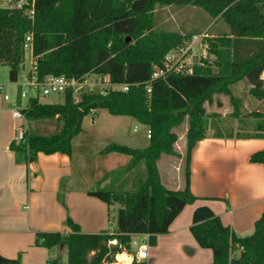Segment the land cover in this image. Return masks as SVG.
Instances as JSON below:
<instances>
[{
    "label": "trees",
    "instance_id": "trees-1",
    "mask_svg": "<svg viewBox=\"0 0 264 264\" xmlns=\"http://www.w3.org/2000/svg\"><path fill=\"white\" fill-rule=\"evenodd\" d=\"M33 18L25 15L31 0L23 9L0 7V66L9 68L10 82H17L25 63L24 43L31 37V53L36 62L35 76L81 79L86 75L108 77L113 85H126V91L106 89L102 93H82L75 101L71 89L63 102L41 103L30 98L21 112L26 120L56 119L60 129L51 136H37L25 131L23 141L11 142L9 148L25 163L34 162L38 154L71 155L72 140L82 129L89 113L105 109L110 115L132 118L149 131L146 147L132 148L109 144L100 154L116 153L129 157L126 166L104 176L110 190L96 188L87 194L108 207L118 205L115 229L96 234H82L70 218V233L39 232L35 245L65 252L66 264H112L114 256L128 251L133 235H147L149 244L168 232L170 224L183 208L197 198L190 191V156L197 142L207 136L209 123L204 104L216 94H223L234 104L232 117H242L239 99L231 86L246 82L249 94L264 99V0H32ZM197 7L210 19H220L229 34L204 37L207 55L192 65L191 75L170 74L151 81L155 67L164 57L182 48L190 35L167 31L156 25L158 8ZM200 81L201 88L188 91L190 81ZM151 85L147 95L145 86ZM180 89L185 90L179 99ZM252 131L223 133L214 125L213 137L264 139V114H247ZM187 119L183 187L173 191L161 183L157 161L161 155H176L178 136L173 131ZM241 120V119H239ZM250 163L264 165V150L253 153ZM131 175L132 191L115 186ZM201 248L210 249L209 264H264V212L255 221L253 233L238 238L224 226L209 208L196 207L189 228ZM116 240L115 246L108 242ZM237 258L231 254L238 250ZM0 264H19V259L0 255ZM49 264H63L57 257ZM132 264H145L144 262Z\"/></svg>",
    "mask_w": 264,
    "mask_h": 264
},
{
    "label": "crops",
    "instance_id": "crops-1",
    "mask_svg": "<svg viewBox=\"0 0 264 264\" xmlns=\"http://www.w3.org/2000/svg\"><path fill=\"white\" fill-rule=\"evenodd\" d=\"M189 7L195 12V7ZM184 8L164 7L159 10L171 9L172 12H179ZM219 20L209 19L200 28L190 27V34L196 36L198 33L210 31ZM189 23L186 25H190ZM177 29L183 33V29ZM221 34H229V31L221 28L204 35L214 37ZM29 69L30 65L27 70L22 69L21 80L28 74ZM18 80L15 84L20 85L21 80ZM10 105L0 94V255L7 259L18 258L19 264H49L57 257L66 264L64 251L36 246L35 234L70 233L71 230L66 225L67 218L79 227L82 234L113 231L109 226V216L114 210L117 212L119 206L108 207L87 194L92 191L90 187L73 184L72 155L73 140L76 137L71 142L70 156L59 153L38 154L37 159L31 163L19 159L9 148L14 141L15 128L20 123L13 119ZM146 129L148 131L147 127ZM212 135L207 134L191 151L190 191L197 199L183 208L166 234L156 236L154 243L149 244L145 264L212 262V251L199 247L189 230L196 207L209 208L238 238L251 235L255 221L264 212V165L249 161L253 153L264 150V139L215 138ZM146 139L148 140L147 132ZM111 154L113 153L105 154L104 157L111 158ZM177 154L181 162L182 150ZM128 162L129 159L124 165L117 168L111 166L101 173L100 180L96 181L98 186L110 187V180L104 179V176L126 166ZM158 172L166 189L177 191L183 187L180 167L175 177L171 173L167 174L166 183L159 169ZM131 178V175H127L115 186H124L126 180L131 185ZM145 236L131 237L130 248L123 253L131 259V264ZM238 255L237 250L231 254V258H237Z\"/></svg>",
    "mask_w": 264,
    "mask_h": 264
},
{
    "label": "rangeland",
    "instance_id": "rangeland-1",
    "mask_svg": "<svg viewBox=\"0 0 264 264\" xmlns=\"http://www.w3.org/2000/svg\"><path fill=\"white\" fill-rule=\"evenodd\" d=\"M28 2V0H0V7L12 8L15 7L17 2ZM22 2V3H23ZM156 10V25L158 28L178 32L177 28L183 29L182 34L190 35L191 39L186 42L182 48L192 45V51L189 52L190 64L191 66L198 62L199 59L212 60V56L207 55V50L204 45L203 39L204 34L216 31L217 29L224 28L226 32L229 31V27L222 21L219 20L218 23L213 27L212 30L206 31L205 33L198 35L190 34L191 28L202 27L207 20L210 19L208 14H206L202 9L195 7V12L191 10L190 7H186L179 12H172L171 9L167 10ZM167 19V20H166ZM170 19V20H169ZM169 21V22H168ZM190 22V25H186ZM180 33V32H179ZM29 62V52H25V63L24 70H27ZM9 68L7 66H0V83L3 85V91L5 93H12L11 102H17L20 107L24 108L27 105L26 100L20 99L21 86L10 82L9 80ZM23 71L19 73L18 81ZM91 75V74H90ZM185 76V75H183ZM96 75L92 74L88 80L93 81ZM108 79L105 76V84L108 89H113L106 82ZM22 81V80H21ZM264 82V81H263ZM187 89L190 92L198 90L201 88L200 81H190L187 83ZM105 86L99 87L95 86L92 89L86 88L87 93L98 94L105 91L107 88ZM121 86L115 85L114 90H120ZM84 90L79 91L74 94L75 101L80 99ZM185 90L180 89L179 99L184 96ZM231 93L233 98L239 99V110L242 117L236 119L232 117L234 111V104L231 102L230 98L223 94H216L212 98L210 104L205 103L204 108L207 114V120L209 123V128L207 130L208 135L214 133V125L218 124L221 127L223 133L231 132L233 134L240 130V133H250L252 127L250 120L247 118V114L254 112L256 110L264 112V99L260 102L249 94V86L246 82L242 81L231 86ZM63 93L50 94L45 97H38L41 103L59 104L63 102ZM10 102V101H9ZM10 102V104H11ZM241 119V120H239ZM23 128L28 131L29 134L37 136H51L55 134L61 126V123L56 119H42V120H27L23 121ZM187 130V119L173 131L178 136V140L174 145L176 153L181 149L183 152L182 161L179 162L178 157L175 155H163L162 159L158 161V169L164 182L166 183L167 174L173 175L177 174V170L180 167V174L183 175V165H184V155H185V133ZM146 127L135 122L132 118L124 116H113L108 113L105 109H98L83 118L81 132L73 140L74 153L72 155V170H73V184L75 186L90 187L92 190L98 188L96 181L100 180V174L106 171L109 167H120L124 165L129 159L125 155L111 154V158L104 157L100 154V150L105 148L109 144H119L132 148H144L148 144L146 139ZM182 145V146H181ZM182 147V148H181ZM99 178V179H98ZM82 182V183H79ZM104 186V184L102 185ZM102 188V187H101ZM119 188V189H118ZM117 189L120 191H132V186L130 181L126 180L124 186H119ZM110 187H105V190H110ZM114 208L117 205H112ZM116 221V210L110 213L109 216V226L111 229H115ZM124 252V251H123Z\"/></svg>",
    "mask_w": 264,
    "mask_h": 264
},
{
    "label": "built area",
    "instance_id": "built-area-1",
    "mask_svg": "<svg viewBox=\"0 0 264 264\" xmlns=\"http://www.w3.org/2000/svg\"><path fill=\"white\" fill-rule=\"evenodd\" d=\"M17 2L15 5L16 9H23L24 5H27L26 2ZM31 4L28 9H26L25 15L27 18L32 19L34 10H33V4ZM24 51L29 52V62H30V69L28 71V74L24 75L22 77L21 81V91H20V99L28 101L30 98H37V97H45L50 94H59L64 93L66 90L71 89L73 91V94L86 90V88L92 89V87L99 86V87H106L105 84V77H101L96 75V78L93 81H89L88 78L91 75H86L81 79H75V78H66L64 76H47L41 81L37 80L35 76L36 71V62L34 58L32 57L31 53V37L27 36L25 38L24 43ZM192 51V45H189L188 47L179 48L177 50L170 51L163 60L161 67H155L153 69L152 75H151V81L159 78H165L166 76L170 74L174 75H191L192 74V66L190 64V58H189V52ZM261 80L264 81V71L262 72L260 76ZM114 90L113 84L109 83V80L106 81ZM121 86L120 90L126 91L127 86L126 85H119ZM107 88V87H106ZM145 91L147 95L151 94V85L147 84L145 86ZM86 92V91H85ZM0 94L3 96L4 101L11 102V98L13 96L12 93H5L3 91V85L0 83ZM22 107L17 102H11L10 105V112L13 117V119L19 121L20 123L15 128V136L14 141L15 142H21L24 138L25 130L23 128V121H26L24 118L23 113L21 112ZM147 137L149 138V131H147ZM117 244L116 240H112L108 242L109 246H115ZM148 236L146 235L142 243L138 246L137 251L135 255L133 256L132 263H141L144 262L147 259L148 255ZM242 248L238 247V251H240ZM124 252H121L114 256V261L112 264H121L118 261L119 255H124ZM131 264V263H130Z\"/></svg>",
    "mask_w": 264,
    "mask_h": 264
},
{
    "label": "bare ground",
    "instance_id": "bare-ground-1",
    "mask_svg": "<svg viewBox=\"0 0 264 264\" xmlns=\"http://www.w3.org/2000/svg\"><path fill=\"white\" fill-rule=\"evenodd\" d=\"M117 259L121 264H130L131 263V259L126 257L125 255H119Z\"/></svg>",
    "mask_w": 264,
    "mask_h": 264
}]
</instances>
